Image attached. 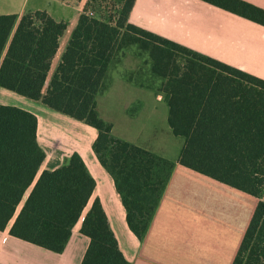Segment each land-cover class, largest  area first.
I'll return each instance as SVG.
<instances>
[{
    "label": "trees",
    "instance_id": "obj_1",
    "mask_svg": "<svg viewBox=\"0 0 264 264\" xmlns=\"http://www.w3.org/2000/svg\"><path fill=\"white\" fill-rule=\"evenodd\" d=\"M104 1H85L44 92L66 21L45 9L0 14V86L97 128L93 150L142 238L174 161L115 137L95 100L122 55L134 52L148 66L122 76L164 92L168 122L185 138L178 161L259 198L230 264H264V78L131 22L135 0H120L114 13L96 11ZM204 1L264 25V8L251 2ZM36 128L33 112L0 103V230L13 219L10 234L60 252L83 216L89 243L80 264H131L100 199L84 211L96 181L78 152L35 179L45 156Z\"/></svg>",
    "mask_w": 264,
    "mask_h": 264
},
{
    "label": "crops",
    "instance_id": "obj_2",
    "mask_svg": "<svg viewBox=\"0 0 264 264\" xmlns=\"http://www.w3.org/2000/svg\"><path fill=\"white\" fill-rule=\"evenodd\" d=\"M82 1L54 0L55 8H49L40 3L29 6V0H0V14L21 15L26 10L45 9L56 20L67 23L43 92L77 23ZM246 1L264 8V0ZM70 7L76 8L69 12ZM129 20L264 78V25L251 19L204 0H135ZM147 66L141 57L127 50L113 68L108 87L95 96L96 110L100 117L111 122L115 137L160 154L175 164L142 238L129 228L114 180L93 150L96 127L51 108L40 99L2 86L0 103L27 109L37 117L36 138L45 156L35 179L42 170L63 164L74 151L82 156L96 181L84 211L93 199H100L118 245L131 264H230L232 202L221 206L207 201L205 183H213L212 177L178 161L185 138L175 134L168 122L164 92L122 76L123 71L135 72ZM82 218L73 226L60 252L10 234L11 219L0 230V264H80L89 243V237L80 231Z\"/></svg>",
    "mask_w": 264,
    "mask_h": 264
},
{
    "label": "rangeland",
    "instance_id": "obj_3",
    "mask_svg": "<svg viewBox=\"0 0 264 264\" xmlns=\"http://www.w3.org/2000/svg\"><path fill=\"white\" fill-rule=\"evenodd\" d=\"M37 1V2H36ZM80 1V0H76ZM86 0H83L82 6ZM103 1V0H102ZM120 0H105L103 5L97 6L96 11L114 13L115 8L118 6ZM34 3H40L49 8H55L54 0H29V6H33ZM76 7H70L71 10H75ZM213 183L206 184V197L207 201L211 200L213 203L222 204L232 202V257L237 249L239 240L245 230L247 221L251 216L258 197L246 193L240 189H237L231 185L220 182L213 179ZM264 199V192L262 194ZM229 206V205H227Z\"/></svg>",
    "mask_w": 264,
    "mask_h": 264
}]
</instances>
